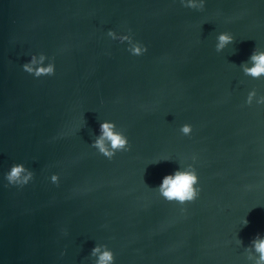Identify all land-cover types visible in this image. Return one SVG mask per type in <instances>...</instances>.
<instances>
[{"label": "water", "instance_id": "1", "mask_svg": "<svg viewBox=\"0 0 264 264\" xmlns=\"http://www.w3.org/2000/svg\"><path fill=\"white\" fill-rule=\"evenodd\" d=\"M110 28L131 29L147 52L131 55ZM220 31L235 42L217 52ZM256 46L264 0H207L202 11L179 0H0V264H93L96 243L115 264H251L244 247L264 234V105L244 101L264 94V77L239 66ZM34 52L54 57L53 76L22 70ZM103 119L129 151L108 159L90 146ZM193 155L199 196L166 201L152 187ZM14 162L34 172L22 188L3 178Z\"/></svg>", "mask_w": 264, "mask_h": 264}, {"label": "clouds", "instance_id": "2", "mask_svg": "<svg viewBox=\"0 0 264 264\" xmlns=\"http://www.w3.org/2000/svg\"><path fill=\"white\" fill-rule=\"evenodd\" d=\"M207 0H179V3L189 9L202 11L205 8ZM106 35L121 44H126L127 51L133 56H142L147 52V45L143 42L134 39L131 29L118 32L115 29H108ZM235 42V37L230 31H220L216 34L215 50L223 51L228 45ZM22 70L26 73L40 78L43 76H53L56 71L54 57L48 56L44 52L31 53L30 59L21 65ZM240 69L245 76H250L254 79L264 77V48L254 47L249 57L240 63ZM255 102L257 105H264V94L257 93L253 88L248 91L244 103L252 105ZM85 123V121H84ZM192 125L184 123L180 126L179 131L185 136L192 133ZM90 146L99 154L108 159H112L117 152L129 151V138L125 132L120 129L115 121L103 119L99 123V132ZM171 160L167 156L154 159L150 163H159L161 161ZM192 163L182 162L172 172L165 174L158 185L152 187L158 194L168 202H175L179 205H184L194 201L200 194L199 176L194 165L196 157H191ZM7 185L24 187L34 179V172L27 167L23 162H14L10 165L7 171L3 174ZM50 182L55 185L60 183V174L53 172L48 177ZM183 210V209H182ZM248 224V220L244 217L241 220V226ZM235 243L242 245V240L236 238ZM247 260L251 264H264V234L256 233L247 246L244 247ZM89 256L94 258L93 264H115V255L111 248L104 243H96L92 247Z\"/></svg>", "mask_w": 264, "mask_h": 264}]
</instances>
